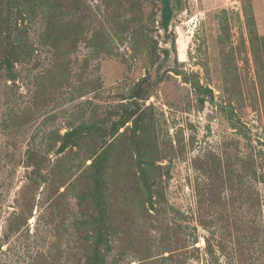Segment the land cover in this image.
I'll list each match as a JSON object with an SVG mask.
<instances>
[{
  "label": "rangeland",
  "instance_id": "374dc122",
  "mask_svg": "<svg viewBox=\"0 0 264 264\" xmlns=\"http://www.w3.org/2000/svg\"><path fill=\"white\" fill-rule=\"evenodd\" d=\"M0 0V264H264V0Z\"/></svg>",
  "mask_w": 264,
  "mask_h": 264
},
{
  "label": "trees",
  "instance_id": "16d2710c",
  "mask_svg": "<svg viewBox=\"0 0 264 264\" xmlns=\"http://www.w3.org/2000/svg\"><path fill=\"white\" fill-rule=\"evenodd\" d=\"M163 1V7H162V27L166 34L169 31L170 23L173 18L174 13V5L173 0H162Z\"/></svg>",
  "mask_w": 264,
  "mask_h": 264
}]
</instances>
